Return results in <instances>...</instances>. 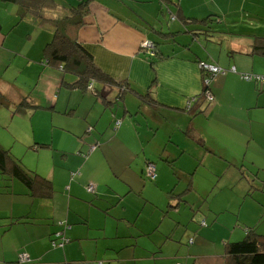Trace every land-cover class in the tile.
Instances as JSON below:
<instances>
[{
	"label": "crops",
	"instance_id": "obj_1",
	"mask_svg": "<svg viewBox=\"0 0 264 264\" xmlns=\"http://www.w3.org/2000/svg\"><path fill=\"white\" fill-rule=\"evenodd\" d=\"M72 2L75 3V0ZM16 9L15 4L0 0L2 52L6 49L9 36L24 21L18 16V23L6 32L15 21V17L11 21V16L15 14ZM5 11L10 15V21L3 14ZM209 16L217 21H209L208 25L202 24L200 20ZM168 21L169 24L164 26ZM32 26L51 34L46 29ZM263 32L264 0H91L85 25L77 32L79 42L85 45L102 70L117 80L129 81L136 92L150 94L148 97L150 101L144 103L140 96L132 92L127 93L124 100L117 101V90L109 86L104 87L99 97L88 90L81 92L83 96L80 98V90H77L78 94L75 95H71V91L64 92L67 90L62 85V76L58 86L57 77L55 81L53 80L55 84L50 85L48 90L52 98L49 100L43 97L45 100L43 105L31 91L32 86L29 84L31 82L21 78L22 73L24 74V64L17 65L18 71H14V78L12 76L11 81L4 79L5 75H0V93L8 98L10 103L8 108L13 110L12 115L15 114L16 106L30 96L40 106L38 110L50 109L53 113L56 110L70 108L68 114L81 119V129L89 128L93 130L92 133L96 126L102 125L98 122L101 107H97L96 116L91 114L99 103L103 104L101 118L106 119V127L102 125L104 132L111 129V119L115 117L108 110L119 102L123 103L121 124L127 114H142L145 118H151L162 125L168 122L167 116L170 118L167 114L179 115L182 119L176 127L180 129L186 127L185 136L191 128L215 155L221 154L224 159L241 166L243 174H246L248 166L257 170L254 173V181L257 180L260 188L264 190V82L249 83L242 78L247 74L264 77V57L252 54L254 38ZM51 37L52 34L48 40ZM147 42H150L152 47L147 48L145 46ZM149 55L155 60L154 69ZM42 62L45 66L55 68L47 64V60L43 58V51ZM203 63L218 67L226 73L208 76L210 73L206 71L205 75L201 67ZM35 69L38 74L40 72L41 77V68ZM205 76L211 77L209 89L214 101H205L206 111L190 121L187 103L190 98L204 92ZM73 96L77 97L75 102ZM105 98L110 102H105ZM49 103L54 104L48 106ZM30 113L33 115L35 112ZM92 116L95 120L91 118ZM121 124L116 125L120 128ZM115 131L116 138H121L122 128ZM186 137L198 144L194 137L190 135ZM41 144L51 146L35 143L38 147ZM162 155L164 162L169 165L170 156L165 152ZM98 156L102 157L100 153ZM150 156V153L146 156V162L157 157L155 153H152L151 158ZM90 161L91 159L87 163ZM157 167L159 169L160 164ZM73 173L75 174V177L71 176L73 182L81 178L80 172ZM61 175L63 172L57 173L55 170L53 177L49 178L54 189ZM103 187H97L95 194L97 195L99 191V196H102ZM73 189V184L67 187L66 195L67 199L69 197L66 210L69 228L63 229L56 238L55 234L60 231L56 221L65 213L59 207H53L52 201L56 192L51 199H38L30 195L19 180H0V264H57L59 260L61 263L70 261L72 250L73 252L76 250L73 242L77 240L76 237L82 240L80 237L83 236L82 233L74 235L75 231L78 232V225L82 224L77 217L71 219L69 214ZM75 189L77 190V186ZM43 201L49 202L46 203L47 206H44ZM261 214L259 212L260 216ZM244 222L245 226H257L258 233L264 235V214L262 219H244ZM88 224L85 221L83 225ZM125 224V219H120L114 239L124 241L126 243L124 246H131L129 240L139 235L138 228L131 225L126 230ZM70 229L71 236L67 233ZM82 231L83 228L80 232ZM62 233H66L69 240L67 244L62 241ZM245 235V230H238L226 237L224 255L226 243L242 240ZM53 238L55 242L57 240L56 245L53 244ZM170 238L165 237L162 247L155 252L157 255L154 261H175L179 255L180 258L183 257L184 250L180 244ZM62 243L63 251L58 254ZM21 254L27 256L29 261L20 263ZM224 255H217V259L205 262L194 259L193 264H224Z\"/></svg>",
	"mask_w": 264,
	"mask_h": 264
},
{
	"label": "rangeland",
	"instance_id": "obj_2",
	"mask_svg": "<svg viewBox=\"0 0 264 264\" xmlns=\"http://www.w3.org/2000/svg\"><path fill=\"white\" fill-rule=\"evenodd\" d=\"M3 14L10 19L7 11ZM18 16L15 11L11 16V21L14 17L15 21L6 32L18 23ZM167 24L169 21L164 26ZM50 35L23 21L9 36L6 49L0 51V75L11 81L17 65L24 64L21 78L31 82V91L43 105V97L52 98L48 92L50 85L55 84L57 77L58 86L62 77L60 70L42 62L43 45ZM36 67L41 68V77ZM78 91L72 90L71 95L78 94ZM79 96L82 98L83 94ZM76 98L73 96L74 102ZM99 104L91 114L96 116L97 107H101L98 122L106 127L105 117L101 118L103 104ZM121 105L123 103L119 102L113 105L112 112V109L108 110L115 116L111 119V129L104 132L102 125H98L93 133L89 128L81 129V119L70 116V108L53 113L50 109H40L33 115L28 109H20L12 115L13 110L0 105V145L29 170L44 177L52 178L55 170L63 172L56 183L52 201L53 207L65 212L56 221L60 227L57 233L69 228L66 219L69 197L67 199L66 195L67 187L74 185L69 214L71 219L77 217L82 224L78 225V232L75 231L74 235L82 233L83 236L80 237L82 240L76 237L78 241L73 242L76 250H72L70 261L61 263L59 260L57 264H95L97 261L111 264H186V260L193 264L194 259L205 262L224 255V239L233 231H244V219L259 220L264 214V190L257 180L254 181L257 170L248 166L246 174H243L241 166L224 159L221 154L215 155L207 144L203 148L188 139L184 134L186 127H176L182 117L173 113L167 114L170 118L167 116L168 122L164 125L142 114H127L118 128L116 124L123 118ZM91 118L95 120V117ZM121 128L122 136L118 139L115 130ZM97 141L101 144L97 153L87 157L89 149ZM36 142L51 144L52 147L40 148ZM164 152L170 156V161H174L176 170L164 162ZM99 153L102 157L98 156ZM149 153L157 155L151 162L156 167L160 164L155 181L148 180L143 173ZM87 159L91 161L87 163ZM73 172H80L81 176L75 182L71 180ZM89 185L96 188L104 186L102 196H99V191L97 195L89 193ZM188 187H192L191 190L184 192ZM172 191L173 196L170 195ZM181 193L186 202H180L176 197ZM43 202L44 206L49 203ZM120 219H125L126 230L131 225L138 228L139 235L129 240L131 246H124V241L114 239ZM85 221L88 225H83ZM67 233L71 236V229ZM62 234V240L67 244L66 233ZM168 236L181 242L183 257L179 255L175 261H154L155 252ZM190 239H194V245L188 244Z\"/></svg>",
	"mask_w": 264,
	"mask_h": 264
},
{
	"label": "trees",
	"instance_id": "obj_3",
	"mask_svg": "<svg viewBox=\"0 0 264 264\" xmlns=\"http://www.w3.org/2000/svg\"><path fill=\"white\" fill-rule=\"evenodd\" d=\"M5 1H9V3L16 5V11L20 19L29 22L31 25L41 27L51 32L52 37L47 41V44L43 48V58L47 60L48 65H52L62 72V85L66 90H80L81 92H88L89 90V92L99 97L102 94L104 87L109 86V88L117 90V101L124 100L126 94L131 92L140 96L144 103H147V100L150 101V99H148L150 94H140L139 92H136L137 90L132 87L129 81L117 80L102 70L96 64L93 55L87 50L85 45L79 42L77 32L85 25V17L89 12V4L91 0H75V3L70 0ZM215 17L217 18L219 16ZM200 21H202V24L208 25L210 24L209 21L217 20L209 16L208 18ZM252 54L264 57V32L262 35H258L254 38ZM149 59H152L151 63L154 69L155 60L153 59V56L149 55ZM203 72L205 75L207 74L206 71ZM229 72L236 73L234 70H229ZM225 73L226 71L223 74ZM208 76L212 75L209 74ZM253 76L256 77L260 75ZM242 78L244 81L249 83L264 82L257 81L255 78ZM69 79H72V81H69ZM205 80H207L208 83L207 81L205 83ZM210 81L211 77L207 78L205 76L204 92L201 95L192 97L188 100L189 103V101L194 99L191 106L189 107L187 103L186 107L191 116L190 121H192L198 114L201 115L206 111L207 105H204L205 101H214V96L211 94L209 89ZM208 94H210L212 100L205 98ZM108 101L110 102L109 99L105 98V102ZM9 104L8 98L0 93V105L4 108H8L10 106ZM39 108L40 106H38V104H36L29 96L24 98L16 106L14 113L20 109H28L34 113ZM120 124L121 121H118L117 125ZM186 134V136L190 135L191 137H194L198 144L202 147L204 146L203 148H205L204 140L200 138L197 133H194L191 128L188 129ZM100 145V142L97 141L94 146H91L87 157L92 153H96ZM39 147L49 148L51 146H42L41 144ZM149 163L155 166L156 176L154 178L148 175ZM169 165L173 168V170H176L174 167V161H169ZM145 167L144 172L146 173L147 179L155 181L157 178V167L155 163L148 161L146 162ZM71 174L72 177H75L74 173ZM1 179L19 180L27 188L29 194L33 197H37L38 199H51L55 194L53 183L49 178L43 177L37 174V172L29 170L25 167L21 160L14 158L10 151L4 149L0 145V180ZM191 188L192 187H188L184 192L190 191ZM89 193L95 194L96 189L95 192ZM170 195H174L173 191ZM181 195L182 193L176 197H178L180 201L186 202L183 198H181ZM178 205H180V203ZM244 230L246 235L242 240L228 242L225 244L224 264H264V235L258 233L257 226H246ZM58 234L59 233L55 234L56 238ZM54 238L53 244L57 242V240L55 242L56 238ZM175 242L181 244L180 241ZM194 243V239H190L188 242L189 245H193ZM21 256L22 254L19 256L20 263H22ZM101 262L103 264L109 263L105 261ZM95 264H99V262L97 261Z\"/></svg>",
	"mask_w": 264,
	"mask_h": 264
},
{
	"label": "built area",
	"instance_id": "obj_4",
	"mask_svg": "<svg viewBox=\"0 0 264 264\" xmlns=\"http://www.w3.org/2000/svg\"><path fill=\"white\" fill-rule=\"evenodd\" d=\"M145 46L147 47V48H150V47H152V44L151 43H149V42H147L146 44H145ZM201 67H202V69H204V71H208L211 75H216V74H218V73H221V72H223V70H221L220 68H218V67H215V66H213V65H208V64H205V63H203L202 65H201ZM224 73V72H223ZM244 78H246V79H252V78H255V79H257V81H264V77H262V76H253V75H244L243 76ZM207 83H208V81H207ZM206 98H209L210 100H212V97L210 96V94H208V96L206 97ZM194 101V99H192L191 101H189V103H188V106L190 107L191 106V104H192V102ZM155 166L153 165V164H151V163H149V165H148V175L150 176V177H152V178H154L156 175H155ZM95 189H96V187L94 186V185H90L89 187H88V191L89 192H95ZM63 242H64V244H65V241L63 240ZM64 244L62 243V244H60V247H63L64 246ZM54 245H56V243H54ZM27 261H29V259H28V257L27 256H25V255H22L21 256V262H27ZM99 264H103L102 262H99Z\"/></svg>",
	"mask_w": 264,
	"mask_h": 264
}]
</instances>
